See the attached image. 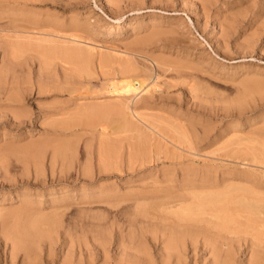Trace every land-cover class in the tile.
I'll list each match as a JSON object with an SVG mask.
<instances>
[{
    "label": "rangeland",
    "instance_id": "rangeland-1",
    "mask_svg": "<svg viewBox=\"0 0 264 264\" xmlns=\"http://www.w3.org/2000/svg\"><path fill=\"white\" fill-rule=\"evenodd\" d=\"M112 1L114 0H108L110 4H106L104 0H0V23L10 22L9 19H13L14 22L24 26L37 27L36 24L30 23L31 19H36L39 21L37 22L39 25L44 23V26L41 27L43 30L56 29L61 34L76 33L79 39L81 38L88 45L101 50L103 49L101 45L105 44L116 45L121 50L131 47L137 50L141 49L142 52L145 51L149 55L154 53L153 55L168 61L169 66L156 69L154 62L150 63L148 59L137 57L144 64L153 65V69H155L150 73L154 79L156 75L159 76L156 77L155 85H151L149 91L137 89L136 95L130 92H106L103 90L102 78L95 71L91 77V91L86 97L76 98L99 102L98 98H101L100 101H107L116 99L120 95L129 96L131 94L129 104L132 107H137V110L152 112L151 109L155 108L153 113L165 114L162 111L174 113L181 121H184L186 128L191 124L188 129H192L191 131L197 133L198 136L205 132L208 136L217 138L216 144L210 147L200 145L196 153H185L190 157L184 154L181 158L183 164L196 165L200 171L197 172L199 175L202 173L200 168H213L212 172L219 174L225 166H231L227 162L228 159L220 158L221 156L218 154L220 151L214 150L208 154V151L213 150L218 146V143L228 136L230 137L231 134H234V138L245 139L246 137V139L254 140L258 137L254 142L264 140V0H209L210 2L202 0H119L118 2L116 0L114 3ZM151 17L154 19L151 20ZM48 18L55 20L57 24L48 26L45 23ZM77 22L87 26L76 31L72 30L70 24ZM136 39L137 42H133ZM129 43L130 45H128ZM1 56L0 53V60ZM17 56L13 59L15 61L11 60L15 63L11 64V67L14 65V68L12 67L14 70H12V75L8 76L11 78L10 81L12 80L11 86L18 89L16 95L19 99L10 100L7 98L14 95L13 90H10L8 95L0 94V146L8 144L12 147L10 150L0 152V194H5L0 205L15 208L16 211L18 208L20 212L26 210L27 218L31 220L38 217V212L42 213L41 215L49 216L52 214L51 211L57 210L56 215H58L59 222L52 227L49 226L50 228L46 227L47 223H45L47 225H42L41 231L39 230L41 237L36 232L31 234V237L28 236L30 240L27 243L32 242V244L25 251L31 252L32 255L29 254V257L25 258L24 251L20 250L11 263L24 264L31 258L30 263L34 260L36 262L34 264L37 262L39 264H63L62 262L65 261L63 259L66 258L68 261L66 264L69 262L70 264H85V258L90 257L87 255L88 251L93 256L89 264H100L103 259L96 252L98 246L94 243L96 240L91 236L92 232L84 230V233L81 234L78 231V221L87 219L96 222L111 216L116 210L111 206L115 201L110 203L93 201L94 199L90 202L84 201L89 198L91 200L98 195L95 192L99 185L104 188L108 187L109 191L110 189L119 191L122 198L124 193H130L131 190L141 186V183L145 181L143 179L148 180L149 175L154 173L157 168L169 163L159 159L154 163H146L147 165L145 164L141 170L120 172L119 174L116 171L108 174L98 173V161L95 162L98 150L95 128L84 124L71 126L69 129L49 126L50 120L58 121L60 118L54 113L58 110L59 105L72 107L74 102V100H69L67 91L59 92L52 85L58 81L60 84L63 83L64 74L60 64H53L46 73L41 68L36 52L27 49ZM13 71L15 72L13 73ZM40 82L42 92L38 89ZM170 82H174V84H169ZM254 83L258 85L255 86ZM190 84L191 86H188ZM55 103L58 104L57 107ZM16 115L19 119H15ZM195 126L197 127L194 128ZM208 130H210L209 133H207ZM87 132L88 134H86ZM121 134L120 136H122ZM75 136L78 137L75 139ZM123 140L125 141L123 143L128 141L125 138ZM129 140L131 141V139ZM54 141L72 143L71 147L74 150L66 152L68 157L63 159L64 162L60 156H57L53 162L49 159L52 154L51 145ZM124 148L125 146H123V150ZM62 164L65 169L62 168ZM84 166L91 170L90 177L78 174L81 173L79 169ZM244 166L243 164L235 165L237 169H242ZM212 172L210 175H214ZM155 173L157 175L158 171ZM111 186L114 187L111 188ZM83 189L87 190L86 197H89L88 199L80 197L79 194ZM65 192L67 196L65 195L59 201V196ZM52 198L58 200L53 201ZM127 202L129 203L130 200H124L121 206H125ZM58 205H66V207L55 209ZM100 216L102 219H99ZM37 221L41 222V219H37ZM36 225L33 226L37 227ZM59 226L63 227L59 228ZM65 226L71 227L69 229L71 231L64 228ZM75 228L77 230L74 231ZM45 230H48L49 233ZM112 232L116 233L112 230L110 234ZM103 235L110 237L104 230L100 236L103 237ZM70 236L73 237L70 238ZM107 238L103 237L101 240L105 245L108 243L107 254L114 256L115 245L110 244L109 238ZM104 239L107 241L105 242ZM3 248V244H0V254H2ZM153 248V253L158 255V248L156 246ZM1 256L0 264H6L2 262ZM244 256L247 257L244 253L238 257V260ZM33 257H38L35 258L37 261L32 260ZM26 259L28 260L26 261ZM142 262L145 264L142 259L138 260L137 264H142Z\"/></svg>",
    "mask_w": 264,
    "mask_h": 264
},
{
    "label": "bare ground",
    "instance_id": "bare-ground-1",
    "mask_svg": "<svg viewBox=\"0 0 264 264\" xmlns=\"http://www.w3.org/2000/svg\"><path fill=\"white\" fill-rule=\"evenodd\" d=\"M114 1L116 2V0ZM114 1L112 2L114 3ZM202 1L210 2L209 0ZM104 2L107 4L108 0H104ZM153 19L151 17V20ZM9 20L10 22L4 21V23H0V53L2 54L0 60V94L8 95L10 90H13L14 95L7 98L10 100L19 99L18 95H16L18 89L11 86L12 80L10 81L11 78H9L12 75V70H14V65H12L13 68L11 67L13 63L11 60L15 59V57L17 58V55L24 50L34 51L39 57L41 68L46 73L47 69L53 64H60L64 74L63 83L60 84L58 81L55 82V85H52L59 92L63 90L67 91L70 97L69 100H74V102L72 101L73 104L71 102L72 107L68 105L58 106V110L54 113H56L55 116L58 115L60 118L58 121L56 119L50 120L49 118V122L51 123H49V126L69 129L71 126L84 124L95 128L97 131L94 130V133H97V136L96 134L95 136L97 137L96 144L98 147L95 162L98 161V173L108 174L109 172L113 173L116 171L119 174L120 172L141 170L146 163H154L155 160L158 161L159 159L169 163H166V166L157 168L154 173L149 175L148 180L144 178L143 180L145 181L141 183V186L134 187L135 189L131 190L130 193H124L122 198L120 197L122 194L118 193L119 191L117 192L115 189L111 190L110 188L109 191L107 190L108 187L104 188L101 185L99 187L96 186L97 191L95 193L98 195L91 198V200H89V197V199L86 197L88 194L87 190H81L80 197L88 199L84 202H90L92 199H94L93 201H105L107 203L115 201L111 206L115 207L116 210L111 216L104 219L101 216V218L98 217L104 221L98 220L93 222L94 220L89 221L87 219L78 221V231L81 234L84 233V230L91 231V236L96 240L94 243H96V246H100L99 248L97 247L96 251L100 255V258L103 259V262H100V264H137V261L140 259L144 260L145 264H264V140H260L262 142H254L258 137L254 140L252 138L246 139V137L243 139L241 137L234 138V134H231L232 137L231 135L230 137L228 136V138L218 143V146L214 147L213 150L211 147V151H208V154L209 152H214V150L220 151L218 153L221 156L220 158L228 159L227 162L231 166H225L226 168L224 167L225 169L223 168L219 174L212 172L213 168H200L202 173L199 175L197 172L200 171L196 168V165H192L191 163L188 165L183 164L181 158L185 153H196L200 145L210 147L216 144L218 142L217 138H212L205 134V132L203 135L198 136L197 133L191 131L192 129H188L191 127V124L186 128L184 121H181L174 113L167 111H162L165 114L153 113L155 108L151 109L152 112H149V110L145 111L144 109V111L137 110V107H132L129 104L131 102V99L129 102L131 94L129 96L120 95L116 99L107 101H100L101 98H98L99 102L95 99L96 102H89L90 99L87 100L85 98L91 91V77L95 71L102 78L103 90H106V92H130L135 94L137 89L149 91L151 85L156 82V77H159L156 75L154 79L150 72L155 68L159 69L169 66L170 63H167L168 61L166 62L162 57L153 55L154 53L149 55L145 51L142 52L141 49L137 50L131 47L130 49L124 48L121 50L116 45L105 44L101 45L103 48L101 50L95 46L88 45L81 38L79 39L76 33L61 34L56 29L43 30L41 27L44 26V23L42 22L39 25L37 23L39 21L36 19L29 21L36 24L37 27H27L16 23V21L14 22L13 19ZM45 23L48 26L57 24L55 20H51L50 18ZM79 23H71L70 28L76 31L87 26ZM35 34L38 35L36 36ZM139 40L138 42H141ZM133 42H137V39ZM131 44H133L132 41ZM137 57L148 59L150 63L151 61L152 63L154 62L155 68L153 69V65L144 64ZM189 82L191 83V81ZM195 83L197 82L195 81ZM169 84H174V82H170ZM247 84L249 85V83ZM254 85L258 84L254 83ZM188 86H191V84ZM41 88L40 82L38 89L41 91ZM54 89L51 90L54 91ZM249 90H251L250 87ZM81 96H85L83 97L85 99L76 98ZM17 118L19 119L16 115L15 119ZM121 133H126L127 135ZM76 137L78 136H75V139ZM124 138L129 141V144L127 140V143H123ZM44 142L47 144L46 140ZM71 144L69 142L64 143V141H54L51 145L52 150H50L52 154L49 159L53 162L54 159H57V156H60L62 160L68 157L66 152L74 150ZM123 146H125L124 150ZM11 148L8 144L1 145L0 152L10 150ZM188 156L190 157V155ZM50 160L48 161L50 162ZM190 160L192 159L190 158ZM237 164L245 166L242 169H237L235 167ZM79 170L81 173L78 174L81 176H89L91 174V170L85 166ZM157 171L158 174L156 175L155 172ZM211 172L214 175H210ZM113 187L111 186V188ZM4 195V193L0 194V204L4 200ZM65 195L67 196L66 192L60 195V198L58 197L59 201ZM56 199L54 198L53 201ZM128 199L130 202H127L128 204L126 203L125 206H121V203ZM65 204L67 205L66 202ZM66 205L62 206L66 207ZM62 206L58 205L55 209L62 208ZM21 207L24 208L23 206ZM17 210L0 205V244L4 246L0 255H2V262L6 264L11 263L13 258L15 260L20 250L24 251L25 258L29 257L31 252L27 253L25 251L32 244V242L30 244L27 243L30 240L28 236L31 237V234L33 235L34 232L38 235L41 234L42 225L48 224L46 227L50 228L49 226L52 227L59 222L58 215H56L57 210H50L52 214L49 216L41 215L42 213L38 212V217L32 220L27 218L26 210L21 212L18 208ZM37 219H41V222L37 221ZM35 224H37V227L33 226ZM62 227L59 226V228ZM64 228L69 230L71 227L65 226ZM102 229L110 236L103 235V237H108L109 243L115 245L114 256L107 254L106 247L108 243L105 245L101 240L103 237L100 236L103 231ZM48 230L45 231L48 232ZM75 230L77 229L75 228ZM112 230L116 231V233L114 232L115 234H113L112 232L110 234ZM64 233L63 235H66ZM107 239H104L105 242ZM71 241L70 243H73ZM154 246L158 248V255L153 253ZM244 253L247 257L244 256L238 260V257ZM87 255L90 257L85 258V264L91 263L93 259L90 252L87 251ZM110 257L112 258L110 259ZM35 258L33 257L32 260ZM30 260L24 264H34L35 261L33 260L30 263ZM63 260L66 261L67 259ZM64 262L62 263L64 264ZM37 264L39 263L37 262Z\"/></svg>",
    "mask_w": 264,
    "mask_h": 264
}]
</instances>
